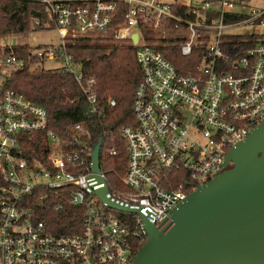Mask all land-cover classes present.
<instances>
[{"label": "built area", "instance_id": "2783aa9c", "mask_svg": "<svg viewBox=\"0 0 264 264\" xmlns=\"http://www.w3.org/2000/svg\"><path fill=\"white\" fill-rule=\"evenodd\" d=\"M28 1L44 5L52 21L35 26L55 28L62 43L30 47L27 59L25 44H0V264H132L138 246L148 240L141 216L167 234L174 226L172 212L222 174L227 153L263 122L264 6L195 0L178 12L169 0ZM238 27L250 32L236 34ZM140 31L162 35L154 40ZM169 32L182 36L168 39ZM94 36L135 46L142 73L135 126L122 129L128 153L123 190L109 187L102 168L93 171L92 135L84 125H74L65 143L49 128L44 107L7 87L27 60L31 68L56 62L60 67L53 71L74 77L91 114L102 115L94 79L86 80L84 65L69 53L72 40ZM227 37L241 38L243 46L231 45ZM159 45L179 46L183 57L195 55L201 63L183 73ZM38 140L36 148L32 143ZM100 179L108 199L140 214L105 204L97 194L105 186ZM38 203L56 211L65 204L81 207V232H49L37 220L39 210L29 207Z\"/></svg>", "mask_w": 264, "mask_h": 264}, {"label": "trees", "instance_id": "16d2710c", "mask_svg": "<svg viewBox=\"0 0 264 264\" xmlns=\"http://www.w3.org/2000/svg\"><path fill=\"white\" fill-rule=\"evenodd\" d=\"M205 1L217 3L219 0ZM187 8L188 5L174 6L178 12H183ZM37 21L43 25L52 23L44 5L28 0H0V38L21 35L32 30H44V27L35 26ZM240 39L225 38L238 48L243 46L242 42L237 41ZM156 49L183 73L192 72L195 66L201 63L195 55L183 57L179 46L159 45ZM29 50L30 47L26 46L22 52L26 59ZM135 50V46L129 43H118L102 38L82 37L72 40L69 44V53L75 55L84 65L86 80L95 81L102 115L91 114L81 86L71 75L53 70L31 69L27 60L26 66L12 72L7 80V87L24 94L28 100L47 110L49 128L58 134L63 142L71 141L72 127L76 124H82L90 131L93 148L102 142L101 168L107 176L109 187L115 190L125 189L123 178L128 166V153L122 129L135 126L136 123L133 104L142 73ZM111 99L116 101L114 107L109 103ZM39 141L33 142L32 145L38 148ZM27 151L31 152L29 148ZM111 151H115V154ZM29 207L39 210L37 220L43 222L53 234L81 232L83 221L81 207L65 204L59 211L44 203ZM143 246H138L137 251Z\"/></svg>", "mask_w": 264, "mask_h": 264}, {"label": "water", "instance_id": "95a60500", "mask_svg": "<svg viewBox=\"0 0 264 264\" xmlns=\"http://www.w3.org/2000/svg\"><path fill=\"white\" fill-rule=\"evenodd\" d=\"M132 39L136 44L138 34ZM101 147L92 155L97 174ZM224 168L172 212L167 234L141 216L148 240L132 264H264V120L227 153ZM99 183L105 186L97 194L111 209L140 214L108 199L105 181Z\"/></svg>", "mask_w": 264, "mask_h": 264}, {"label": "rangeland", "instance_id": "374dc122", "mask_svg": "<svg viewBox=\"0 0 264 264\" xmlns=\"http://www.w3.org/2000/svg\"><path fill=\"white\" fill-rule=\"evenodd\" d=\"M171 3H175V4H180V5H191L196 3L197 1L195 0H169ZM264 6V0H251L249 7L251 8L253 6ZM239 8L237 7L236 10H238ZM233 31L231 30H227V34L232 33ZM250 32V30H248L247 28L244 27H238L236 28V34H248ZM141 35L143 37H149L151 36L154 40L159 39V37L162 35L161 33H157V32H143L140 31ZM15 38H13V37ZM168 39H173V38H177L182 36V33L179 32H169L166 34ZM91 38H102L105 40H108L104 37H98V36H94ZM16 45V44H25V46H29L34 50L39 49L40 47H44V46H58L62 43V39L58 33V31L55 28H47L41 31H35L32 30L28 33H24L21 35H8L7 37L4 38H0V44L1 45H8V44H12ZM143 43L144 40H143ZM60 67V64L56 63V62H52V61H46V62H42L39 63L37 65H35L33 68L34 69H44V70H53V69H57ZM31 68V69H33ZM230 167H232V164H230ZM124 179V178H123Z\"/></svg>", "mask_w": 264, "mask_h": 264}, {"label": "flooded vegetation", "instance_id": "af4514ba", "mask_svg": "<svg viewBox=\"0 0 264 264\" xmlns=\"http://www.w3.org/2000/svg\"><path fill=\"white\" fill-rule=\"evenodd\" d=\"M233 166V165H232ZM230 168H232V167H230Z\"/></svg>", "mask_w": 264, "mask_h": 264}]
</instances>
